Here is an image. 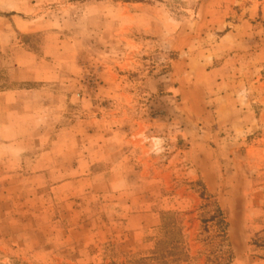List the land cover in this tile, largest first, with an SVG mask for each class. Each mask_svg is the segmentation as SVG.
Instances as JSON below:
<instances>
[{
  "label": "rangeland",
  "instance_id": "obj_1",
  "mask_svg": "<svg viewBox=\"0 0 264 264\" xmlns=\"http://www.w3.org/2000/svg\"><path fill=\"white\" fill-rule=\"evenodd\" d=\"M0 264H264V0H0Z\"/></svg>",
  "mask_w": 264,
  "mask_h": 264
},
{
  "label": "crops",
  "instance_id": "obj_2",
  "mask_svg": "<svg viewBox=\"0 0 264 264\" xmlns=\"http://www.w3.org/2000/svg\"><path fill=\"white\" fill-rule=\"evenodd\" d=\"M221 109H219L220 111L223 110L222 107H219ZM145 140V144L143 145L144 148H147L149 150H152L154 148V142H157L156 144V147H159L160 144H162V140L160 139H153V138H150V137H145L144 138ZM160 143V144H159Z\"/></svg>",
  "mask_w": 264,
  "mask_h": 264
}]
</instances>
